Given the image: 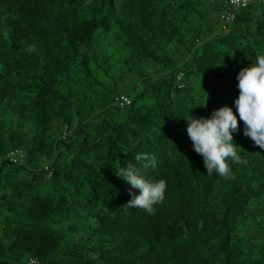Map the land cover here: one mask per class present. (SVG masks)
<instances>
[{
	"label": "trees",
	"instance_id": "trees-1",
	"mask_svg": "<svg viewBox=\"0 0 264 264\" xmlns=\"http://www.w3.org/2000/svg\"><path fill=\"white\" fill-rule=\"evenodd\" d=\"M226 2L0 0V264H264V149L241 120L247 163L209 176L184 120L235 112L264 55V2L225 29ZM129 163L167 181L152 214Z\"/></svg>",
	"mask_w": 264,
	"mask_h": 264
},
{
	"label": "clouds",
	"instance_id": "clouds-1",
	"mask_svg": "<svg viewBox=\"0 0 264 264\" xmlns=\"http://www.w3.org/2000/svg\"><path fill=\"white\" fill-rule=\"evenodd\" d=\"M239 96L234 101L236 111L224 106L211 113V118L195 117L192 114L187 121V135L192 141L194 151L203 157L208 175L213 172L227 177L231 173L229 161L234 164L247 163L238 152L233 133L239 132L240 121L244 123L245 137L250 138L255 146L264 149V55L258 54L255 61L242 68L238 75ZM238 113V116H237ZM239 117V118H238ZM149 161L147 168L155 163L154 157L138 154L136 161ZM131 185V199L125 208H136L152 214L155 206L165 199L167 181L150 180L140 175L139 170L131 163L121 167L116 174ZM132 189H139L137 195Z\"/></svg>",
	"mask_w": 264,
	"mask_h": 264
},
{
	"label": "built area",
	"instance_id": "built-area-1",
	"mask_svg": "<svg viewBox=\"0 0 264 264\" xmlns=\"http://www.w3.org/2000/svg\"><path fill=\"white\" fill-rule=\"evenodd\" d=\"M257 1L264 2V0H227L226 4L228 8L225 10V12L221 14L223 28L226 29V25L233 22L236 19L237 13L240 9L246 8ZM130 104H131V99L124 97L122 105H130ZM8 159L13 163H17L19 161L25 160L26 156L22 150L16 149L9 152ZM46 169L49 170L50 168L47 167ZM35 262L36 260L34 259L31 260V263H35Z\"/></svg>",
	"mask_w": 264,
	"mask_h": 264
},
{
	"label": "rangeland",
	"instance_id": "rangeland-1",
	"mask_svg": "<svg viewBox=\"0 0 264 264\" xmlns=\"http://www.w3.org/2000/svg\"><path fill=\"white\" fill-rule=\"evenodd\" d=\"M217 23H218V22H217ZM218 24H219V23H218ZM141 89H142V88H141ZM141 89H139V91H141ZM139 91H138V92H139ZM23 161L26 162V159L23 160ZM23 161H22V162H23ZM43 165H44V163L41 162V163H40V170H41V171H42V169H43ZM40 170H38L37 173H36L37 176H38V178H39V177L41 176V174H42V173L40 172Z\"/></svg>",
	"mask_w": 264,
	"mask_h": 264
}]
</instances>
